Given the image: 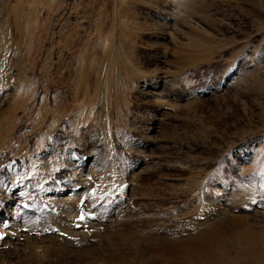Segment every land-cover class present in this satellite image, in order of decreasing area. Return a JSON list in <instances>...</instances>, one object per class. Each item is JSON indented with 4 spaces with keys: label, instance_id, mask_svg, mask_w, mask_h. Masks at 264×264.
I'll list each match as a JSON object with an SVG mask.
<instances>
[{
    "label": "rangeland",
    "instance_id": "1",
    "mask_svg": "<svg viewBox=\"0 0 264 264\" xmlns=\"http://www.w3.org/2000/svg\"><path fill=\"white\" fill-rule=\"evenodd\" d=\"M1 235L0 264H264V0H0Z\"/></svg>",
    "mask_w": 264,
    "mask_h": 264
},
{
    "label": "bare ground",
    "instance_id": "2",
    "mask_svg": "<svg viewBox=\"0 0 264 264\" xmlns=\"http://www.w3.org/2000/svg\"><path fill=\"white\" fill-rule=\"evenodd\" d=\"M248 187H249V186H248ZM253 187H254V186H253ZM249 189H250V188H248V190H249ZM251 189H254V188L251 187ZM257 189H258V188H257ZM246 190H247V187H246ZM250 191H251V190H250ZM243 202H244V201H243ZM240 204H241V203H240ZM215 214H216V212H215ZM196 220L198 221L197 218H196ZM196 220L192 219V220L189 222V223H190V226H193L194 223L197 222ZM200 221H201V220H200ZM2 236H3V235H1L0 238H2ZM6 237H7V236H6ZM8 237H9V236H8ZM263 238H264V236H263ZM34 252H35V251H34Z\"/></svg>",
    "mask_w": 264,
    "mask_h": 264
}]
</instances>
